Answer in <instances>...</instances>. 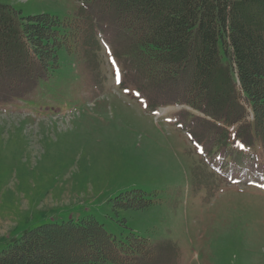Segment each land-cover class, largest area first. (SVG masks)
Instances as JSON below:
<instances>
[{
    "label": "rangeland",
    "instance_id": "obj_1",
    "mask_svg": "<svg viewBox=\"0 0 264 264\" xmlns=\"http://www.w3.org/2000/svg\"><path fill=\"white\" fill-rule=\"evenodd\" d=\"M0 3L68 23L58 67L0 101V252L42 224L93 217L146 238L151 264H264V139L170 90H138L125 34L69 23L79 1ZM132 189L146 207L116 205Z\"/></svg>",
    "mask_w": 264,
    "mask_h": 264
},
{
    "label": "trees",
    "instance_id": "obj_2",
    "mask_svg": "<svg viewBox=\"0 0 264 264\" xmlns=\"http://www.w3.org/2000/svg\"><path fill=\"white\" fill-rule=\"evenodd\" d=\"M77 1L69 22L76 30L106 22L128 38L144 85L138 90L160 98L170 90L182 96L175 101L228 126L240 122L238 129L264 139V0ZM67 25L48 13L24 17L0 3L1 102L30 92L58 67ZM149 202L139 189L115 201L133 209ZM148 249L133 231L118 239L95 218H78L25 231L0 252V264H151L157 255Z\"/></svg>",
    "mask_w": 264,
    "mask_h": 264
},
{
    "label": "snow or ice",
    "instance_id": "obj_3",
    "mask_svg": "<svg viewBox=\"0 0 264 264\" xmlns=\"http://www.w3.org/2000/svg\"><path fill=\"white\" fill-rule=\"evenodd\" d=\"M117 79H118V74H117Z\"/></svg>",
    "mask_w": 264,
    "mask_h": 264
}]
</instances>
